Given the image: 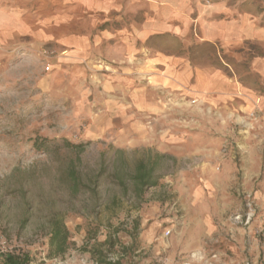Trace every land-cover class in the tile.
Returning a JSON list of instances; mask_svg holds the SVG:
<instances>
[{
    "label": "rangeland",
    "instance_id": "374dc122",
    "mask_svg": "<svg viewBox=\"0 0 264 264\" xmlns=\"http://www.w3.org/2000/svg\"><path fill=\"white\" fill-rule=\"evenodd\" d=\"M136 5L140 21L180 32H156L177 36L156 43L148 36L149 53L136 57H179L182 44L181 57L229 74L256 106L264 98L252 64L264 56L245 61L244 41L227 51L210 43L219 68L210 51L185 50L200 42L203 20L245 16L264 27V0H0V251L24 249L31 264H92L81 245L115 232L129 243L136 219L145 263L264 264V111L246 133L166 87L163 66L152 77L150 64L130 72L107 56L99 34L121 21L120 6ZM148 171L154 186L138 178ZM57 217L70 246L47 257Z\"/></svg>",
    "mask_w": 264,
    "mask_h": 264
},
{
    "label": "crops",
    "instance_id": "0c3cea01",
    "mask_svg": "<svg viewBox=\"0 0 264 264\" xmlns=\"http://www.w3.org/2000/svg\"><path fill=\"white\" fill-rule=\"evenodd\" d=\"M122 8L120 6L119 10L114 12L120 16L121 21L115 23L116 26L110 24L99 34L98 43L103 44V52L107 56H111V54L117 56L119 63H131L130 67L126 64L121 66L130 72H138L141 67L137 65L150 64L153 67L147 69L146 72L152 74V77L158 76L153 74L157 66H163L166 79L159 81L166 83V87L170 90L177 92L180 96L189 95L198 107L210 108L216 114H226V118L233 123L248 127L244 130L246 133L247 131L251 133V130L260 127L262 117L259 110L264 111V98L256 106L254 104L256 96L253 92L243 87L229 74L197 64L181 56H165L157 53L153 57L142 59L136 57V54L143 51L149 53L148 49L143 46L148 36L159 31L178 34L180 32L167 26L166 22L163 23L160 30V27L156 26L154 17L151 16L140 21L137 17L139 9L137 5L125 10ZM198 25L200 33L198 39L213 44L219 43L221 47H224V51L232 46H238L245 40L264 41V27L252 26L245 16H240L233 21L203 20ZM179 26L180 30L184 28L183 24ZM81 43L84 45L83 49L76 44L74 48L78 51L80 49L86 51L87 48L88 53H92V43L90 46H87L85 41H81ZM252 64L255 71L264 76V58L254 59Z\"/></svg>",
    "mask_w": 264,
    "mask_h": 264
},
{
    "label": "trees",
    "instance_id": "16d2710c",
    "mask_svg": "<svg viewBox=\"0 0 264 264\" xmlns=\"http://www.w3.org/2000/svg\"><path fill=\"white\" fill-rule=\"evenodd\" d=\"M222 1L223 0H212V3L219 4ZM241 4L243 5V3ZM241 4L240 6H242ZM234 9L236 11L233 12L232 17L241 13L237 7ZM258 9L260 10L261 18L264 17V6L261 5ZM166 35L169 36V34L166 33L153 34L148 38V42L156 43V40L158 41L159 39L166 37ZM169 37L174 39L177 38V36L173 34H170ZM195 45L196 46L190 44L185 50L191 52L193 47H196L199 50L208 52L212 48L210 42L205 41H200ZM184 47V45L180 44V50L177 52V55L181 56L184 54ZM237 52L240 53L242 58L249 63V61L255 57L264 56V46H261L255 41L246 40L243 45L237 49ZM208 54L210 56V65L217 68L223 66L218 56L211 54V51ZM224 58H226L225 55ZM228 61L229 62L226 63L232 64L230 60ZM74 146L77 148L82 147L81 144H76ZM149 177L150 171L138 175V178L142 179L143 185L154 186L156 182ZM128 231L130 237L129 243L123 242L120 239L118 232H115L107 234L102 241H92V237H89L90 239L88 238L87 242L81 245V249L88 253L92 264H153V262L145 263V256H140L139 254L141 241L139 238V221L136 219L132 220ZM87 232H89V229ZM69 246V231L66 228L63 219L61 217L54 218L50 222L49 232L45 242L46 256L61 257L67 252ZM32 261L33 256L21 248H11L0 251V264H31Z\"/></svg>",
    "mask_w": 264,
    "mask_h": 264
},
{
    "label": "built area",
    "instance_id": "2783aa9c",
    "mask_svg": "<svg viewBox=\"0 0 264 264\" xmlns=\"http://www.w3.org/2000/svg\"><path fill=\"white\" fill-rule=\"evenodd\" d=\"M48 69H49L48 67L45 68V70H48ZM165 234H166V235L169 234V231H166Z\"/></svg>",
    "mask_w": 264,
    "mask_h": 264
}]
</instances>
